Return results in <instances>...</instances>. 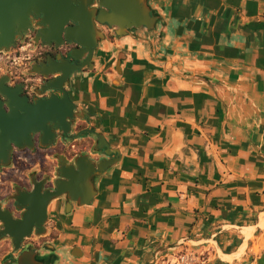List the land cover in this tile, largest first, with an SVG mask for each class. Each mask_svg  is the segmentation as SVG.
Masks as SVG:
<instances>
[{
	"label": "crops",
	"instance_id": "obj_1",
	"mask_svg": "<svg viewBox=\"0 0 264 264\" xmlns=\"http://www.w3.org/2000/svg\"><path fill=\"white\" fill-rule=\"evenodd\" d=\"M149 1L157 29L101 42L95 70L72 78L121 156L90 204L52 202L53 264H157L203 241L240 259L261 229L264 0Z\"/></svg>",
	"mask_w": 264,
	"mask_h": 264
},
{
	"label": "flooded vegetation",
	"instance_id": "obj_2",
	"mask_svg": "<svg viewBox=\"0 0 264 264\" xmlns=\"http://www.w3.org/2000/svg\"><path fill=\"white\" fill-rule=\"evenodd\" d=\"M42 17L31 11L25 27L16 24L12 40L0 46V87L6 91L3 93L0 89V212L7 211L14 222L23 220V213L29 207L24 206L26 197L37 186L40 185L43 192L54 189L61 160L70 164L76 157L88 154L97 162L114 156L106 155L104 149L93 151L97 137L95 130L88 127L90 113L84 104L72 97V78L78 73L95 70L99 46L89 55L77 42L67 41L64 29L78 26L71 20L63 26L62 38L57 42L46 35L50 29L42 22ZM97 26L107 39L114 38L106 24ZM72 52L81 59L73 58ZM65 60L83 66L68 77L61 72L44 74L52 69L66 73ZM50 84L59 85L61 89L48 87ZM65 93L75 105L72 118L66 110ZM48 100L64 106L61 118L47 123L54 136L46 139V145L42 146L41 133L34 131L39 126L35 110L39 103ZM53 201L46 207L40 226L44 230L42 234H36L35 221L31 233L16 241L4 232L0 220V264H20V257L27 251L38 252L37 259L46 256L47 264H53L52 259L49 261V253L45 252L54 234L49 231L50 224H54L50 212ZM260 260L264 264V254Z\"/></svg>",
	"mask_w": 264,
	"mask_h": 264
},
{
	"label": "water",
	"instance_id": "obj_3",
	"mask_svg": "<svg viewBox=\"0 0 264 264\" xmlns=\"http://www.w3.org/2000/svg\"><path fill=\"white\" fill-rule=\"evenodd\" d=\"M94 3L96 6H92ZM31 11L36 15H43L42 22L48 25L50 29L46 35L51 36L57 42H60L63 26L69 20L78 23L77 27L64 29V38L83 46L85 53H89V55L97 46H100L101 42L107 39L106 34L97 24H106L114 37L122 38L131 35L133 31L138 29H144L148 32L154 31L162 21L161 14L154 11L149 0H0V46L2 44L7 45L12 40L16 24L25 27ZM71 55L77 60L81 59L73 52ZM64 64L66 73H63L61 69H52L44 74L61 72L65 77H68L73 71L83 66H75L68 60H65ZM117 67H120V58L117 59L114 66V70L120 72ZM193 77L209 84L213 82V78L207 75L196 74ZM48 87L61 89L56 84H50ZM0 89L6 93L1 87ZM65 104L68 117L72 118L75 105L68 98V95H66ZM63 106L57 101L51 100L38 104L35 112L39 126L34 128V131L41 133L42 146L46 145L44 142L46 139H52L54 136L47 123L61 118ZM95 135L97 142L93 151L99 152L104 149L106 155L113 154L114 156L102 158L97 162L90 159L88 154L76 157L74 163L70 164H65V161L61 160L54 189L43 192L40 185L37 186L34 192L26 197L24 206L28 205L29 207L23 213L22 221L14 222L7 211L0 212V220L3 222L5 233L19 241L31 233L36 221V234H42L44 230L40 226L45 219L46 207L52 200L64 198L65 213L67 214L71 211L72 203L83 206L92 202L97 193L96 178L115 165L121 156L120 150L111 147L102 133L96 132ZM259 220L260 218L256 224L257 228H260L258 226ZM37 255L38 252L34 251L24 252L19 263L47 264L46 256L37 259ZM208 264H216V262H209Z\"/></svg>",
	"mask_w": 264,
	"mask_h": 264
},
{
	"label": "rangeland",
	"instance_id": "obj_4",
	"mask_svg": "<svg viewBox=\"0 0 264 264\" xmlns=\"http://www.w3.org/2000/svg\"><path fill=\"white\" fill-rule=\"evenodd\" d=\"M90 141L92 140L90 139ZM240 250L242 253L243 247ZM262 252H264V227L259 229L256 236L249 240L246 254L240 259L226 262V256H222L221 252L218 255L219 250L215 242L203 241L184 243L180 248L170 250V254L163 253L157 264H208L209 262H216V264H261L260 254ZM238 257L236 256V258Z\"/></svg>",
	"mask_w": 264,
	"mask_h": 264
},
{
	"label": "bare ground",
	"instance_id": "obj_5",
	"mask_svg": "<svg viewBox=\"0 0 264 264\" xmlns=\"http://www.w3.org/2000/svg\"><path fill=\"white\" fill-rule=\"evenodd\" d=\"M258 226L260 227V228H263L264 227V214L262 215V217L260 218V220H259V222H258ZM246 229V228H245ZM245 231V230H244ZM247 232V231H246ZM243 251V250H242ZM241 253V250L238 252V254H240ZM234 255V256H232V255H226V254H222V256H226L225 258H226V260L227 261H233L234 259H236V256H239V255Z\"/></svg>",
	"mask_w": 264,
	"mask_h": 264
}]
</instances>
